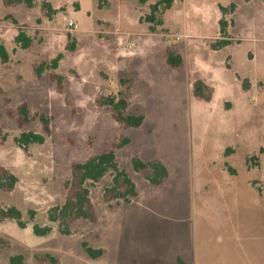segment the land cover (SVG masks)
I'll return each mask as SVG.
<instances>
[{
	"label": "rangeland",
	"instance_id": "rangeland-1",
	"mask_svg": "<svg viewBox=\"0 0 264 264\" xmlns=\"http://www.w3.org/2000/svg\"><path fill=\"white\" fill-rule=\"evenodd\" d=\"M155 1L0 0L9 53L0 59V168L17 177L0 190V209L16 206L24 223L0 220V264L14 254L27 264H264V0H174L152 31L145 16ZM221 19L231 42L213 49ZM20 30L31 37L27 48L16 41ZM168 51L182 66L167 62ZM60 53L56 70L35 73ZM197 79L212 87L210 99L194 94ZM108 96L126 98L143 124L117 122L98 104ZM25 131L45 141L23 148L15 138ZM122 137L129 142L117 159L137 195L109 206V173L90 185L96 221L66 226L56 207L72 164ZM133 157L159 159L168 177L151 183ZM35 225L50 231L38 235ZM83 242L103 254L90 257Z\"/></svg>",
	"mask_w": 264,
	"mask_h": 264
},
{
	"label": "trees",
	"instance_id": "trees-1",
	"mask_svg": "<svg viewBox=\"0 0 264 264\" xmlns=\"http://www.w3.org/2000/svg\"><path fill=\"white\" fill-rule=\"evenodd\" d=\"M5 6H12L16 4L25 3L32 5V0H2ZM142 4L148 3L150 0H138ZM174 0H156L150 4V12L145 16V20L150 22L151 30L155 31L157 25L163 24L162 13L171 8ZM235 5L231 4V10ZM222 11H227V7L221 6ZM221 38L212 43L213 49H219L226 46L231 42L227 36L228 23L225 19L219 20ZM16 41L22 47L27 48L31 44V37L25 30H20L16 36ZM74 48V44L70 45ZM62 58V53L58 54L51 61H44L35 65L34 71L38 76H41L46 70H56L59 66V61ZM0 59L7 62L9 53L6 46L0 43ZM167 62L173 67L182 66L183 60L180 55L174 54L172 51L167 53ZM54 78L60 82L59 89H62L63 77L55 73ZM206 91L208 93H206ZM193 92L196 96L205 99H210L212 95V87L203 81L197 79L193 83ZM98 104L110 108L114 119L123 124L125 127H140L144 122V115L138 113H128L127 109L129 102L124 97L108 96L98 100ZM19 118L23 123L29 121V113L26 104L18 107ZM43 123L48 126L49 118L41 115ZM2 130L0 128V134ZM4 137V136H3ZM16 142L23 148H28L33 143H43L45 135L34 131L22 132L15 138ZM129 142L128 137H122L119 142L114 143L108 150L94 154L83 162H74L71 168V179L66 182L67 198L61 207H56L58 215L62 221L69 226L70 221L76 218H86L96 221V216L93 210L90 198V185L100 181L105 175L112 173V181L104 189V199L109 206H112L113 200L130 201L131 197L137 195L136 185L127 171L120 167L116 151ZM133 168L136 171L150 169L151 173L148 174V180L153 184H161L162 181L168 177L167 167L159 160L153 159L143 161L138 157L131 159ZM17 182V177L10 173L8 169L0 168V190H11ZM22 213L16 206H10L6 209H0V220L3 218H14L18 221L19 225L24 226L21 220ZM67 230V229H66ZM50 227L34 226V232L38 235H45L49 233ZM65 231V230H64ZM88 255L92 258H97L103 254L102 249H95L83 242ZM9 264H27L24 256L21 254H14L10 257Z\"/></svg>",
	"mask_w": 264,
	"mask_h": 264
}]
</instances>
